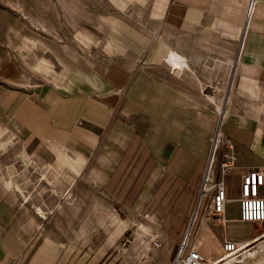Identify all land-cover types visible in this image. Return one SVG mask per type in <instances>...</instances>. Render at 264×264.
Segmentation results:
<instances>
[{"label":"crops","instance_id":"1","mask_svg":"<svg viewBox=\"0 0 264 264\" xmlns=\"http://www.w3.org/2000/svg\"><path fill=\"white\" fill-rule=\"evenodd\" d=\"M125 6L131 29L121 19L104 57L68 66L60 44L51 48L52 65L44 63L42 42L11 29L14 17L0 8V140H11L0 141V151L13 142L40 170L65 166L72 154L88 181L151 221L161 244L149 242L143 264H172L183 238L184 254L192 247L212 262L224 240L252 237L251 229L237 236L226 228L232 220L251 228L240 221L239 206L235 218L225 208L222 222L207 217L198 187L217 125L235 152L225 177L235 189L230 195L226 185L225 203L238 198L241 171L264 168V0ZM185 68L203 70L215 88L227 86L220 113L193 86L181 89L166 75ZM18 204L0 186V264H15L28 246Z\"/></svg>","mask_w":264,"mask_h":264},{"label":"rangeland","instance_id":"2","mask_svg":"<svg viewBox=\"0 0 264 264\" xmlns=\"http://www.w3.org/2000/svg\"><path fill=\"white\" fill-rule=\"evenodd\" d=\"M129 1L0 0V8L14 17L11 29L37 36L42 42L39 51L44 63L46 60L52 65L51 48L60 44V61L68 66L84 58L104 57L106 45L109 48L113 36L121 31V19L123 28L131 29L130 22H125L130 19L131 7H123ZM67 46L76 54H68ZM30 65L44 71L41 63ZM66 66L61 64V69ZM166 75L181 89L193 86L199 96L209 99L215 111L224 102L227 86L217 89L214 83L208 84V75L201 69L193 73L187 68L172 69ZM0 141L5 146L11 142L9 136ZM20 151L13 142L0 151V186L21 205L17 218H21L19 225L28 240L15 264H143L151 251L149 237L154 234L149 231L151 221L145 214L130 213L125 205L88 181L84 171L77 164L73 166L72 154L65 155L70 164L40 170L30 165ZM226 185L228 194L233 195V182L226 180ZM238 206L234 199L225 203L226 216L235 218ZM249 224L251 228L234 220L226 223L230 234L239 236L252 230L247 241L257 239L248 245L240 241L243 247L238 252L225 255L236 259L227 262L223 256L215 264H259L256 258L263 250L258 244L264 240V222ZM253 251L254 256L247 255Z\"/></svg>","mask_w":264,"mask_h":264},{"label":"built area","instance_id":"3","mask_svg":"<svg viewBox=\"0 0 264 264\" xmlns=\"http://www.w3.org/2000/svg\"><path fill=\"white\" fill-rule=\"evenodd\" d=\"M254 0H249L250 6ZM235 168V152L231 141L224 137L220 127L210 137L209 153L205 162L200 185L198 187V204L204 201V211L213 222L224 220V205L228 200L225 177ZM239 219L248 223L264 222V168H246L239 173ZM180 243L177 255L172 264H208L194 248L187 249L186 240ZM154 247L160 246L158 234L149 237ZM243 245L235 240L226 239L222 243L225 255L240 250Z\"/></svg>","mask_w":264,"mask_h":264},{"label":"bare ground","instance_id":"4","mask_svg":"<svg viewBox=\"0 0 264 264\" xmlns=\"http://www.w3.org/2000/svg\"><path fill=\"white\" fill-rule=\"evenodd\" d=\"M217 111L220 113V112H221V107H217ZM218 131H219V126L217 125V127H216V132H218ZM139 225H140V224H139ZM261 235H264V234H261ZM256 239H257V237H255V238L252 239L251 241H254V240H256ZM251 241H250V242H251ZM250 242H249V241H244V242H243V245H248ZM258 245H259V246H262V247H263V250H262V251L259 253V255L257 256V258H256V263L264 264V240H262ZM259 251H260V250H259ZM255 254H256V251H253V252H248L247 255H249V256H254ZM223 256H225V253L221 254L218 258L214 259L211 263H212V264H215L217 261L219 262V261L222 259ZM227 256H229V255H227ZM227 256H225V257L223 258V259L226 260L227 262H230V261H233L234 259H236V257L228 259Z\"/></svg>","mask_w":264,"mask_h":264}]
</instances>
